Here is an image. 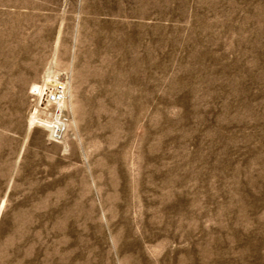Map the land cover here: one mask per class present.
<instances>
[{"label": "rangeland", "instance_id": "374dc122", "mask_svg": "<svg viewBox=\"0 0 264 264\" xmlns=\"http://www.w3.org/2000/svg\"><path fill=\"white\" fill-rule=\"evenodd\" d=\"M0 264H264V0H0Z\"/></svg>", "mask_w": 264, "mask_h": 264}, {"label": "built area", "instance_id": "2783aa9c", "mask_svg": "<svg viewBox=\"0 0 264 264\" xmlns=\"http://www.w3.org/2000/svg\"><path fill=\"white\" fill-rule=\"evenodd\" d=\"M32 115L36 125L44 127L53 144L62 143L69 134L71 118L66 104L69 97V81L66 75H55L48 81L33 86Z\"/></svg>", "mask_w": 264, "mask_h": 264}, {"label": "bare ground", "instance_id": "6f19581e", "mask_svg": "<svg viewBox=\"0 0 264 264\" xmlns=\"http://www.w3.org/2000/svg\"><path fill=\"white\" fill-rule=\"evenodd\" d=\"M47 77H50L49 75H46ZM35 123V118L34 117H31V122L30 124L33 125Z\"/></svg>", "mask_w": 264, "mask_h": 264}]
</instances>
